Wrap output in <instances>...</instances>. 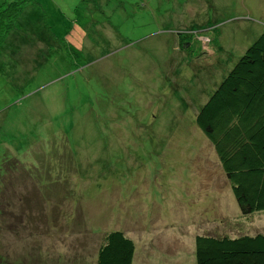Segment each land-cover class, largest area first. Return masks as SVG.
<instances>
[{
	"label": "rangeland",
	"instance_id": "rangeland-1",
	"mask_svg": "<svg viewBox=\"0 0 264 264\" xmlns=\"http://www.w3.org/2000/svg\"><path fill=\"white\" fill-rule=\"evenodd\" d=\"M263 31L264 0H28L0 47V264H96L111 231L132 264H195L196 234L263 233L195 123Z\"/></svg>",
	"mask_w": 264,
	"mask_h": 264
},
{
	"label": "trees",
	"instance_id": "trees-1",
	"mask_svg": "<svg viewBox=\"0 0 264 264\" xmlns=\"http://www.w3.org/2000/svg\"><path fill=\"white\" fill-rule=\"evenodd\" d=\"M27 2L8 0L0 6V47ZM70 48L74 58L78 57L77 50ZM195 123L212 145L241 215L263 211L264 31L201 107ZM32 154L39 157L34 150ZM63 202L60 198L57 204ZM134 254L131 238L121 231L107 232L101 238L96 264H132ZM194 255L195 264H264V233L236 237L198 234Z\"/></svg>",
	"mask_w": 264,
	"mask_h": 264
},
{
	"label": "crops",
	"instance_id": "crops-1",
	"mask_svg": "<svg viewBox=\"0 0 264 264\" xmlns=\"http://www.w3.org/2000/svg\"><path fill=\"white\" fill-rule=\"evenodd\" d=\"M264 233V232H263ZM196 235H198V234H196ZM195 238V237H194Z\"/></svg>",
	"mask_w": 264,
	"mask_h": 264
}]
</instances>
